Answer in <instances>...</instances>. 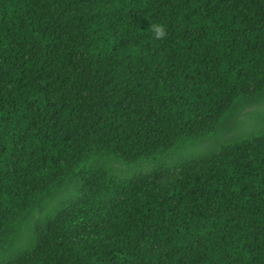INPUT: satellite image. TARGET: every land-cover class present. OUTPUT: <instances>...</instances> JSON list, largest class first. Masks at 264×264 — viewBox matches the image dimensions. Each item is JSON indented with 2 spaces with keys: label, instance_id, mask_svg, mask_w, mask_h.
<instances>
[{
  "label": "trees",
  "instance_id": "obj_1",
  "mask_svg": "<svg viewBox=\"0 0 264 264\" xmlns=\"http://www.w3.org/2000/svg\"><path fill=\"white\" fill-rule=\"evenodd\" d=\"M253 106L264 0H0V264H264Z\"/></svg>",
  "mask_w": 264,
  "mask_h": 264
},
{
  "label": "rangeland",
  "instance_id": "obj_2",
  "mask_svg": "<svg viewBox=\"0 0 264 264\" xmlns=\"http://www.w3.org/2000/svg\"><path fill=\"white\" fill-rule=\"evenodd\" d=\"M241 118L244 119L248 130H251L252 128L256 130L262 129L264 127V106H253L248 108L245 110L244 116ZM233 134L234 133L230 132L223 133L219 136H212L211 138L206 139L208 141L203 142V140L201 144L186 146L184 149L179 151V158L186 155H203L212 150V145H220L224 141L231 138ZM1 256H3V253H0V258Z\"/></svg>",
  "mask_w": 264,
  "mask_h": 264
},
{
  "label": "clouds",
  "instance_id": "obj_3",
  "mask_svg": "<svg viewBox=\"0 0 264 264\" xmlns=\"http://www.w3.org/2000/svg\"><path fill=\"white\" fill-rule=\"evenodd\" d=\"M158 36L162 34L161 30L157 29V33Z\"/></svg>",
  "mask_w": 264,
  "mask_h": 264
}]
</instances>
